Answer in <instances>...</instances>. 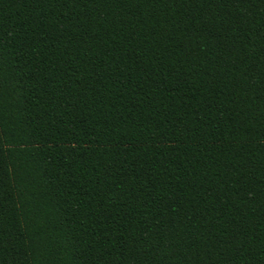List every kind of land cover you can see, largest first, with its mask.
<instances>
[{
	"label": "trees",
	"instance_id": "obj_1",
	"mask_svg": "<svg viewBox=\"0 0 264 264\" xmlns=\"http://www.w3.org/2000/svg\"><path fill=\"white\" fill-rule=\"evenodd\" d=\"M0 264H264V0H0Z\"/></svg>",
	"mask_w": 264,
	"mask_h": 264
}]
</instances>
